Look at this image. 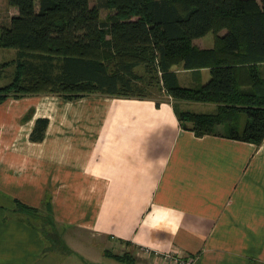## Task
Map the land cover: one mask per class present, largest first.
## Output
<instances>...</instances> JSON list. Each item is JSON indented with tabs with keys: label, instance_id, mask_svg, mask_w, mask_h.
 Masks as SVG:
<instances>
[{
	"label": "crops",
	"instance_id": "obj_1",
	"mask_svg": "<svg viewBox=\"0 0 264 264\" xmlns=\"http://www.w3.org/2000/svg\"><path fill=\"white\" fill-rule=\"evenodd\" d=\"M171 70L186 87L210 77L206 67ZM163 93H34L0 102V264H44L47 242L33 216L69 249L88 246L93 264H176L155 252L191 264H264V137L228 138L222 126L196 136L175 113L187 101ZM41 117L43 138L31 140Z\"/></svg>",
	"mask_w": 264,
	"mask_h": 264
},
{
	"label": "trees",
	"instance_id": "obj_2",
	"mask_svg": "<svg viewBox=\"0 0 264 264\" xmlns=\"http://www.w3.org/2000/svg\"><path fill=\"white\" fill-rule=\"evenodd\" d=\"M17 14L1 26L0 48L16 57L0 102L34 93L68 99L100 92L148 95L157 85L172 100L210 102L212 112L175 109L196 136L219 134L254 144L264 137V0H7ZM100 8L110 13L100 18ZM209 48L194 40L215 33ZM208 68L200 87L178 83L171 66ZM143 66L139 75L134 68ZM247 119L241 129V116ZM47 118L36 119L31 140L43 138ZM20 211H36L17 202ZM113 255V254H112ZM126 260V254H114Z\"/></svg>",
	"mask_w": 264,
	"mask_h": 264
},
{
	"label": "rangeland",
	"instance_id": "obj_3",
	"mask_svg": "<svg viewBox=\"0 0 264 264\" xmlns=\"http://www.w3.org/2000/svg\"><path fill=\"white\" fill-rule=\"evenodd\" d=\"M99 0H90V5L97 4ZM14 6L9 5L7 0H0V31L2 25H7L11 15L15 12ZM100 18L105 19L112 11L107 8H100ZM224 30L215 33L214 31H209L204 36L199 37L196 42L199 45H212L214 43L215 37L219 34L223 33ZM16 50L13 48H0V63L2 61L10 60L16 57ZM13 67H8L4 73L0 75V86L7 84L11 80V72ZM150 95L157 96L159 98L164 97V93L162 89H160L157 85H150L147 87ZM182 107L180 106V109ZM184 109L192 110V111H212L214 108L213 103L206 102H194L187 101L183 106ZM182 109V110H184ZM246 115L243 114L239 120V127L242 129L246 122ZM30 221L39 229L47 242V254L44 255V264H93L91 262L92 256L86 254L85 244L81 243V246H74L73 249H69L67 245L62 243V239L59 235V231L56 229H52L51 226H48V221H43L42 218L38 216H33L29 218ZM89 248V247H88ZM99 257V253H98ZM99 264H128L126 262H116L110 257H104Z\"/></svg>",
	"mask_w": 264,
	"mask_h": 264
},
{
	"label": "built area",
	"instance_id": "obj_4",
	"mask_svg": "<svg viewBox=\"0 0 264 264\" xmlns=\"http://www.w3.org/2000/svg\"><path fill=\"white\" fill-rule=\"evenodd\" d=\"M144 252L148 253L149 249L145 248ZM155 253H156V256H158V258H160L162 260H170L176 264H191V261L188 258H180L177 256H172V254H167V253H163V254L158 253V252H155Z\"/></svg>",
	"mask_w": 264,
	"mask_h": 264
}]
</instances>
